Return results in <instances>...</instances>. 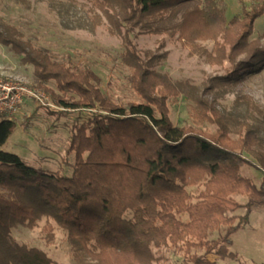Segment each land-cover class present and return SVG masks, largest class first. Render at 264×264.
Here are the masks:
<instances>
[{"label": "trees", "instance_id": "16d2710c", "mask_svg": "<svg viewBox=\"0 0 264 264\" xmlns=\"http://www.w3.org/2000/svg\"><path fill=\"white\" fill-rule=\"evenodd\" d=\"M193 2L174 26L185 43L214 40L215 49L233 62L245 54L229 78L264 67V47L252 39L256 21L264 16V0H240L242 12L232 18L223 0H96V5L121 31L124 24L152 28L172 22ZM0 42L34 66L38 85L58 104L91 110L73 126L71 175L33 167L15 153L0 151V264H57L45 251L15 247L6 238L10 226L33 227L44 217L51 237V220L67 232L75 264H162L157 251L163 248L184 250L187 264H218L210 255L238 257L230 251L231 236L249 222L253 206L264 205V177L259 187L242 173L244 165L252 164L264 175V152L256 148L264 144L255 125L243 123L234 138L230 121L216 106L203 103L201 113L218 125L215 131L175 126L168 102L180 87L147 67L133 47L122 60L131 68L130 82L141 102L123 112L89 69L52 59L44 48L24 40L16 26L0 23ZM13 128L14 122L3 116L0 145ZM193 186L200 189L197 196L188 190ZM239 194L249 199L243 216L234 214L242 207L235 198ZM184 214L188 220L180 217ZM222 228L223 235L210 239ZM194 248L203 254L192 253Z\"/></svg>", "mask_w": 264, "mask_h": 264}, {"label": "rangeland", "instance_id": "374dc122", "mask_svg": "<svg viewBox=\"0 0 264 264\" xmlns=\"http://www.w3.org/2000/svg\"><path fill=\"white\" fill-rule=\"evenodd\" d=\"M223 1L229 18L242 12L240 0ZM195 4L184 6L172 22L155 23L152 28L124 24L118 31L98 8L96 0H0V23L16 26L24 40L44 48L52 59L89 69L104 95L123 112H127L131 103L141 102L130 82L131 68L122 60V54L133 47L147 67L167 75L180 87L181 93L168 102L175 126L191 125L215 131L218 125L208 122L201 113L202 104L207 103L216 106L230 121L232 137L237 138L243 123L248 122L258 128L257 136L264 144V67L229 78L245 54H239L233 62L215 49L214 40L185 43L174 26ZM252 39H259L264 47V16L256 21ZM34 71L32 64L23 63L19 55L0 42V75L40 87ZM49 86L56 90L54 82ZM52 100L58 104L53 96ZM58 111L64 112L26 101L17 113L6 116L14 122V128L0 145V151L15 153L33 167L71 175L75 157L68 148L73 126L76 119H87L91 110L66 109L65 115ZM256 148L264 152L262 147ZM242 173L257 186L263 184L264 175L257 166L246 164ZM188 190L193 196L200 191L197 186ZM235 198L242 207L234 214H247L248 197L239 194ZM180 217L188 220L187 214ZM47 223L44 217L33 227L14 224L8 230L7 241L15 247L41 249L57 264H75L67 232L51 220V237L44 229ZM224 233L225 228L213 231L210 239ZM231 239L229 248L237 258L215 255L209 258L218 264H264V205L252 207L249 222L233 233ZM191 252L203 254V250L196 248ZM157 256L162 257V264H187L185 251L177 248H163L157 251Z\"/></svg>", "mask_w": 264, "mask_h": 264}, {"label": "built area", "instance_id": "2783aa9c", "mask_svg": "<svg viewBox=\"0 0 264 264\" xmlns=\"http://www.w3.org/2000/svg\"><path fill=\"white\" fill-rule=\"evenodd\" d=\"M28 100L55 110L69 109L56 104L52 100L51 94L40 87L0 75V116H10L17 113Z\"/></svg>", "mask_w": 264, "mask_h": 264}]
</instances>
